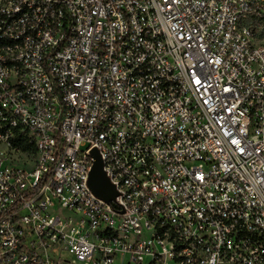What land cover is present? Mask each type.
Instances as JSON below:
<instances>
[{
	"label": "built area",
	"instance_id": "obj_1",
	"mask_svg": "<svg viewBox=\"0 0 264 264\" xmlns=\"http://www.w3.org/2000/svg\"><path fill=\"white\" fill-rule=\"evenodd\" d=\"M262 14L0 0V264H264Z\"/></svg>",
	"mask_w": 264,
	"mask_h": 264
},
{
	"label": "water",
	"instance_id": "obj_2",
	"mask_svg": "<svg viewBox=\"0 0 264 264\" xmlns=\"http://www.w3.org/2000/svg\"><path fill=\"white\" fill-rule=\"evenodd\" d=\"M92 156L94 163L89 174V188L96 197L102 199L104 202H112L117 196V193L105 177V174L102 171V164L95 150L92 151Z\"/></svg>",
	"mask_w": 264,
	"mask_h": 264
},
{
	"label": "rangeland",
	"instance_id": "obj_3",
	"mask_svg": "<svg viewBox=\"0 0 264 264\" xmlns=\"http://www.w3.org/2000/svg\"><path fill=\"white\" fill-rule=\"evenodd\" d=\"M264 14L260 17L247 19L246 23L251 28L253 33V41L255 44L264 45ZM79 264V263H77Z\"/></svg>",
	"mask_w": 264,
	"mask_h": 264
},
{
	"label": "trees",
	"instance_id": "obj_4",
	"mask_svg": "<svg viewBox=\"0 0 264 264\" xmlns=\"http://www.w3.org/2000/svg\"><path fill=\"white\" fill-rule=\"evenodd\" d=\"M254 17H252V18H249V19H253ZM262 18H264V16L262 17ZM247 24V23H246Z\"/></svg>",
	"mask_w": 264,
	"mask_h": 264
}]
</instances>
